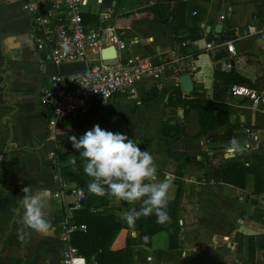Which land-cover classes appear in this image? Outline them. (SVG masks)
Instances as JSON below:
<instances>
[{
    "label": "crops",
    "instance_id": "obj_1",
    "mask_svg": "<svg viewBox=\"0 0 264 264\" xmlns=\"http://www.w3.org/2000/svg\"><path fill=\"white\" fill-rule=\"evenodd\" d=\"M24 1L0 0V264H61L58 222L64 202L72 196L65 200L53 197V175L58 171L71 180L66 173L77 166L84 168V159L70 137L79 138L96 124L125 134L142 150H149L157 158V179L172 178L169 200H179L180 231L174 246H170L168 232L159 231L149 246L134 244L131 254L117 256L118 264H264V190L254 193L253 174L247 176L246 187L240 188L222 181L214 171L233 161L253 163L255 157H264V100L263 106H255L251 100L226 92L222 101L230 106L229 124H213L210 119L218 111L207 101L217 102L215 70L222 58H214L205 49L209 33H217L220 25L221 50L226 57L233 56L234 68L242 76L249 78L251 70L253 88L263 91L264 38L247 35L257 0H189L193 11L187 12V22L200 27L201 38L190 43L198 57L180 49L183 58L172 53L183 43L177 42L169 21H153L150 12L139 11L148 0H86L83 18L87 27L102 24L108 16L104 25L114 27L115 35L127 43L129 55L164 56L169 59L168 68L159 81H140L136 97L119 91L108 100L93 98L78 116L57 128L48 125L51 111L41 103L40 88L59 73L58 65L45 61L37 50L41 34ZM257 17L264 24V16ZM182 34L189 32L186 29ZM229 40H235L234 55L226 51ZM191 67L198 68L192 75L195 87L185 93L181 70ZM201 120L206 122L204 127ZM176 135L183 137L169 146L166 138ZM233 137L247 142L248 150L228 154L226 146ZM26 185L34 191L47 190L53 228L47 235L26 228L30 238L22 243L19 217L13 209L19 208ZM134 204L110 197L107 213L99 220L100 227L121 225L112 247L115 251L126 248L127 239L138 235L121 219ZM251 236L254 241L248 239Z\"/></svg>",
    "mask_w": 264,
    "mask_h": 264
},
{
    "label": "built area",
    "instance_id": "obj_2",
    "mask_svg": "<svg viewBox=\"0 0 264 264\" xmlns=\"http://www.w3.org/2000/svg\"><path fill=\"white\" fill-rule=\"evenodd\" d=\"M86 0H25V10L33 15L36 30L41 34L36 40L37 50L43 54L45 61L60 64L85 60L87 71L74 75L53 74L47 84L40 88L41 103L48 107L51 116L48 120L50 128H57L71 117H76L86 109L93 98L110 99L116 92L129 91L131 96H137V84L145 78L161 80L168 68L167 57L153 58L146 55L131 56L128 45L114 33V27L104 23L108 16H104L102 24L87 27L84 23L83 10ZM60 12H64L60 16ZM224 18V15H221ZM247 28V35H261L264 38V24L257 15ZM116 45L117 63L108 65L102 59V49ZM67 45V46H66ZM223 47L217 33L206 42L205 49L211 51L214 58ZM230 55L236 54L235 40L225 44ZM177 58H183L180 48L172 51ZM221 69L229 71L234 67L233 56L220 59ZM197 67L184 68L182 73L194 75ZM229 95L241 100H251L258 106L264 100V90L246 84H234ZM51 156L55 153L52 151ZM55 189L53 197L65 200L67 195L72 200L64 202L63 213L58 222L59 237L62 241L61 264H91L72 244V236L78 231H85V224L77 223L73 216L83 207L85 192L76 183L63 177L56 171L53 175Z\"/></svg>",
    "mask_w": 264,
    "mask_h": 264
},
{
    "label": "trees",
    "instance_id": "obj_3",
    "mask_svg": "<svg viewBox=\"0 0 264 264\" xmlns=\"http://www.w3.org/2000/svg\"><path fill=\"white\" fill-rule=\"evenodd\" d=\"M149 4L139 11H148L153 15V21H169L172 33L176 35L177 42L183 43L180 46L184 54H190L193 57H198V53L192 50L190 43L201 38L199 34L200 27L198 25L189 26L187 12H192L193 7H190L189 0H148ZM258 8L255 12L256 15L264 16V0H257ZM189 32L185 36V31ZM215 34L209 33V39H212ZM219 36V34H217ZM224 39H227L226 37ZM223 40V39H221ZM226 57V52L221 50L217 55V58ZM215 76L217 81L216 86V99L217 102L207 101L211 106L217 109L218 113L210 120L213 119V124L216 126L228 125L229 124V114L230 106L228 103L222 101V97L225 93H229V90L234 84H247L248 86L256 87L255 84L248 78L242 76L233 67L229 71H222L220 69L215 70ZM263 87V86H262ZM181 93V88H178ZM48 110V108H45ZM48 114V113H47ZM215 114V113H214ZM49 117V115H48ZM202 124V120H201ZM62 125V124H59ZM206 122L202 126L204 127ZM230 135V134H229ZM183 137V135H176L170 138H166V143L170 144ZM130 138V137H129ZM169 151V149H168ZM170 152V151H169ZM214 171L216 175L225 181L226 183L232 184L235 187L245 188L247 182V176L250 174L255 175V187L254 193L259 195L264 190V157L257 156L253 163H248L247 161H233L227 166H221L215 168ZM263 173V177H261ZM66 176L72 181L77 183V186L82 188L85 192V198L83 202V207L77 210L73 216L74 220L79 224H87V229L85 231H78L72 236V244L77 246L82 254L94 264H118L116 262L117 256L127 255L128 252L131 254L133 252L132 246L143 244L149 246L151 244V239L153 235L159 231L166 230L170 238V246H174V241L176 240L179 231V200H169L168 213L171 217L169 222L159 223L157 222V217L155 214L149 216H141L136 219L133 223H126L130 228L135 229L138 232L137 237H130L127 239L126 248L115 251L113 243L117 237L121 225L113 229L103 226H98L99 220L103 214H106V210L109 207L110 197L108 195L100 197L91 194L87 190V184L91 180L82 168L76 167L73 172L66 173ZM260 184H263L261 186ZM178 198V197H177ZM257 200L253 199V203H257ZM141 207V202L136 201L134 208L139 210ZM250 241H254V237H248ZM254 249L251 253V258L254 259ZM94 256V258H93Z\"/></svg>",
    "mask_w": 264,
    "mask_h": 264
},
{
    "label": "clouds",
    "instance_id": "obj_4",
    "mask_svg": "<svg viewBox=\"0 0 264 264\" xmlns=\"http://www.w3.org/2000/svg\"><path fill=\"white\" fill-rule=\"evenodd\" d=\"M70 139L84 159V172L91 177L87 184L89 193L100 197L108 195L129 203L140 201L139 210L132 208L122 214L121 219L127 223L152 214H155L159 223L170 221L168 205L173 181L170 176H165L163 180L157 179V158L149 150H142L133 138L103 129L99 124L79 138L71 136ZM248 147L247 142L233 137L226 150L228 154H243ZM22 191L24 195L20 206L13 211L19 217L16 222L21 226L18 239L26 243L30 238L26 228L47 235L53 223L49 215L47 190L34 191L26 185Z\"/></svg>",
    "mask_w": 264,
    "mask_h": 264
},
{
    "label": "water",
    "instance_id": "obj_5",
    "mask_svg": "<svg viewBox=\"0 0 264 264\" xmlns=\"http://www.w3.org/2000/svg\"><path fill=\"white\" fill-rule=\"evenodd\" d=\"M219 27L217 28V33H219ZM102 59L108 65H113L117 63V49L116 45H111L108 48L102 51ZM59 74L61 75H74L80 74L87 71V62L85 60L72 61V62H63L58 64ZM249 78L253 79L252 71L249 70ZM180 82L185 93H190L194 90V80L192 74L184 73L180 76ZM263 106V103L260 104Z\"/></svg>",
    "mask_w": 264,
    "mask_h": 264
},
{
    "label": "rangeland",
    "instance_id": "obj_6",
    "mask_svg": "<svg viewBox=\"0 0 264 264\" xmlns=\"http://www.w3.org/2000/svg\"><path fill=\"white\" fill-rule=\"evenodd\" d=\"M217 68L221 69V64L220 63H218Z\"/></svg>",
    "mask_w": 264,
    "mask_h": 264
}]
</instances>
